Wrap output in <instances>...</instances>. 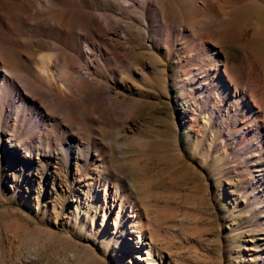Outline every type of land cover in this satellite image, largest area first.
<instances>
[{"label": "rangeland", "instance_id": "obj_1", "mask_svg": "<svg viewBox=\"0 0 264 264\" xmlns=\"http://www.w3.org/2000/svg\"><path fill=\"white\" fill-rule=\"evenodd\" d=\"M252 1L236 0L231 16L247 23L264 18L259 8L239 10ZM257 1L264 8V0ZM134 26L131 39L147 45L143 29ZM242 52L221 54L219 69L209 71V103L203 113L196 105L195 122L185 124L176 118L172 96L158 92L147 70L140 73L138 60L132 75L122 71L117 91L143 103L120 135L132 150L126 159L130 188L120 183L107 188L106 196L102 183L96 185L101 177L94 167L79 176L73 172L68 183L53 165L44 169L37 156L25 158L35 161L27 176L22 160L0 143V264H264V176L256 172L249 149L254 145L264 157V124L248 127L264 115L254 102L264 98V77ZM240 55L249 61L240 64ZM231 59L254 73L241 76V88L222 67L225 60L233 64ZM216 82L225 89L218 90ZM198 93L196 87L184 91L182 102L199 103ZM98 114L90 103L75 107V130L85 124L84 140L95 129L114 127ZM139 135L146 140L140 147L132 141ZM144 198L150 205L142 208L140 222H131V199L142 204Z\"/></svg>", "mask_w": 264, "mask_h": 264}, {"label": "bare ground", "instance_id": "obj_2", "mask_svg": "<svg viewBox=\"0 0 264 264\" xmlns=\"http://www.w3.org/2000/svg\"><path fill=\"white\" fill-rule=\"evenodd\" d=\"M260 5L253 0L239 10L259 8L264 14ZM233 9L236 0H0L3 149L22 160L27 176L35 163L29 159L37 156L44 169L53 165L68 183L73 172L79 176L94 167L101 177L96 185L102 183L106 196L107 188L115 189L120 183L130 188L126 159L132 150L120 135L143 103L139 97L127 98L117 91L122 71L132 75L131 66L138 60L140 73L147 70L158 92L172 96V109L180 124L195 122L200 111L192 109L197 105L203 113L209 103L214 89L209 85V71L219 69L221 54L232 48L245 52L264 77V18L258 12L257 20L244 23L242 17L231 16ZM134 25L143 29L147 45L131 39L129 31ZM243 60L249 61L240 55V64ZM231 62L225 60L222 67L227 77L235 79L237 89L241 76L245 80L254 73L246 74L249 69H238L233 59ZM143 79L150 85L148 77ZM193 87L201 92L197 94L199 103H183L182 93ZM216 88L225 89V85L216 82ZM241 100L239 97L236 102ZM254 102L259 112H264V98ZM85 103L98 110L97 118L113 121L114 127L108 132L95 129V136L84 140L85 124L75 130L74 110ZM258 118L248 127L264 124V115L263 121ZM132 141L139 147L146 143L140 135ZM249 149L256 172L264 176V157L255 153L254 145ZM93 181L95 178L91 185ZM139 202L131 199L129 204L128 217L134 223L141 221L145 204L150 205L146 198Z\"/></svg>", "mask_w": 264, "mask_h": 264}]
</instances>
